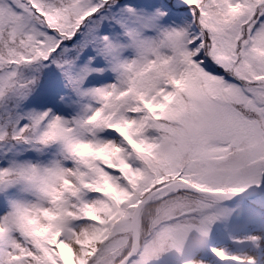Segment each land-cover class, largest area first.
Segmentation results:
<instances>
[{"label":"snow or ice","instance_id":"obj_1","mask_svg":"<svg viewBox=\"0 0 264 264\" xmlns=\"http://www.w3.org/2000/svg\"><path fill=\"white\" fill-rule=\"evenodd\" d=\"M0 264H264V0H0Z\"/></svg>","mask_w":264,"mask_h":264}]
</instances>
